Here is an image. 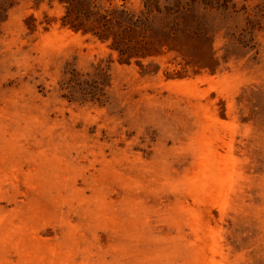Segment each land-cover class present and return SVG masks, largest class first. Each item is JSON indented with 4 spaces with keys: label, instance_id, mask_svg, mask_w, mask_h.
<instances>
[{
    "label": "rangeland",
    "instance_id": "374dc122",
    "mask_svg": "<svg viewBox=\"0 0 264 264\" xmlns=\"http://www.w3.org/2000/svg\"><path fill=\"white\" fill-rule=\"evenodd\" d=\"M145 56L0 0V264H264V0H97ZM108 65L69 101L67 64Z\"/></svg>",
    "mask_w": 264,
    "mask_h": 264
},
{
    "label": "trees",
    "instance_id": "16d2710c",
    "mask_svg": "<svg viewBox=\"0 0 264 264\" xmlns=\"http://www.w3.org/2000/svg\"><path fill=\"white\" fill-rule=\"evenodd\" d=\"M66 3L63 25L83 34L91 33L103 42L111 40L110 47L117 50L126 61L133 57L145 56L141 51L140 17L127 10L102 9L97 0H61ZM93 74L81 73L74 66L67 64L61 89L69 101L101 102L105 99L104 88L108 65L99 62Z\"/></svg>",
    "mask_w": 264,
    "mask_h": 264
}]
</instances>
